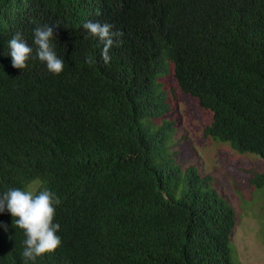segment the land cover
<instances>
[{
    "label": "trees",
    "instance_id": "trees-1",
    "mask_svg": "<svg viewBox=\"0 0 264 264\" xmlns=\"http://www.w3.org/2000/svg\"><path fill=\"white\" fill-rule=\"evenodd\" d=\"M87 21L123 33L107 64ZM44 24L63 71L35 52L14 68L8 41L35 49ZM176 89L211 113L204 139L264 160V0H0V194L36 184L60 199L62 243L35 264H238L234 209L169 157ZM24 240L0 213V264H24Z\"/></svg>",
    "mask_w": 264,
    "mask_h": 264
},
{
    "label": "rangeland",
    "instance_id": "rangeland-1",
    "mask_svg": "<svg viewBox=\"0 0 264 264\" xmlns=\"http://www.w3.org/2000/svg\"><path fill=\"white\" fill-rule=\"evenodd\" d=\"M160 81L175 87L170 73ZM177 114L169 157L182 169L194 168L212 177L218 195L235 211L237 224L231 237L238 264H264V188H251L249 177L264 172V160L253 153H239L228 142L207 140L202 130L211 113L197 108L195 100L176 89ZM178 92V93H177ZM36 184L31 186L35 189Z\"/></svg>",
    "mask_w": 264,
    "mask_h": 264
},
{
    "label": "clouds",
    "instance_id": "clouds-1",
    "mask_svg": "<svg viewBox=\"0 0 264 264\" xmlns=\"http://www.w3.org/2000/svg\"><path fill=\"white\" fill-rule=\"evenodd\" d=\"M53 26L44 24L33 29L35 49L28 45L19 32L11 37L8 47L14 68H26L27 61L33 58L35 52V58L46 63L49 72L59 74L63 71L65 62L55 51ZM83 28L93 37H98L103 44L101 58L105 64L109 63V51L114 45L120 46L122 41L119 37L123 33L113 31L114 26L107 22L87 21ZM86 62L93 63V57H87ZM59 204V197L47 188L37 191L10 188L0 194V213L7 210L13 217V226L23 230L24 264L29 261L35 264L38 257L54 252L61 245V237L57 235L60 225L54 223L56 206Z\"/></svg>",
    "mask_w": 264,
    "mask_h": 264
}]
</instances>
